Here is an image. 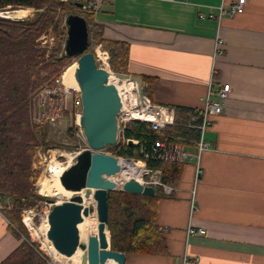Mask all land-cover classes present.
I'll return each mask as SVG.
<instances>
[{
	"label": "crops",
	"instance_id": "1",
	"mask_svg": "<svg viewBox=\"0 0 264 264\" xmlns=\"http://www.w3.org/2000/svg\"><path fill=\"white\" fill-rule=\"evenodd\" d=\"M234 1L112 0L93 17L103 39L128 44L127 71L148 79L144 87L151 80L154 104L201 109L229 84L204 132L201 174L188 162L172 192L155 191L167 254H126L125 264H264V0L220 20L198 16ZM6 218L0 212V262L21 242Z\"/></svg>",
	"mask_w": 264,
	"mask_h": 264
},
{
	"label": "trees",
	"instance_id": "2",
	"mask_svg": "<svg viewBox=\"0 0 264 264\" xmlns=\"http://www.w3.org/2000/svg\"><path fill=\"white\" fill-rule=\"evenodd\" d=\"M73 2L74 0H0V9H42L33 18L0 17V195L12 197L14 208L5 211L4 215L10 221L12 233L21 239L18 246L0 264H47L40 245L29 239L20 218V208L23 205L32 206L38 198L41 199L32 190V160L39 144L29 122L28 103L30 95L41 84L57 78L61 70L70 65L67 55L62 54L57 58L61 53L66 29L63 26V32L59 36L61 27L54 20V15L57 8H73ZM78 14L86 18L89 32L90 26L96 27L92 15ZM87 15L90 16L89 19ZM50 26L58 35V45L52 49L47 59L46 49L38 46L36 38ZM93 39L106 44L110 56L109 67L113 73L130 74L127 71L129 46L126 42L103 39L100 30H95ZM149 82L144 91L150 99L151 80ZM172 108L176 120L180 117L186 120L192 111L180 106ZM175 133L180 136H197V131L185 128H175ZM125 136L139 140V145L162 138L160 132L152 130L147 123L136 120L128 123ZM110 148L125 157L139 155V146H122L119 150L116 146ZM148 164L160 168L162 181L171 186L177 184L184 165L163 161H148ZM160 197V194L143 195L123 190L108 192V212L112 206L115 208V216L109 217L107 226L112 250L126 254H167L164 229L156 221ZM106 235L108 236L107 230Z\"/></svg>",
	"mask_w": 264,
	"mask_h": 264
},
{
	"label": "water",
	"instance_id": "3",
	"mask_svg": "<svg viewBox=\"0 0 264 264\" xmlns=\"http://www.w3.org/2000/svg\"><path fill=\"white\" fill-rule=\"evenodd\" d=\"M64 26L66 36L62 51L69 57L78 55L73 75L81 95L79 125L89 148L78 152L75 162L59 176L63 188L75 194L61 202L47 198L51 207L47 215L46 237L63 255H70L80 248L83 251L80 264H105L108 259L115 264H125L126 253L112 250L106 235L109 222L108 192L116 190V182L103 177L119 172L120 165L116 156L99 150L116 142L117 115L122 106L120 95L108 85L109 73L136 82L140 96L143 80L139 75L113 73L97 65L93 52L88 50L89 31L84 16L68 13L64 17ZM128 144L131 145V140ZM89 188L94 189L98 226L97 236L90 237L84 244L80 242L78 224L92 212V208L82 204L79 192L85 189V193H88ZM121 190L134 194H155L152 186L142 185L134 178L126 180Z\"/></svg>",
	"mask_w": 264,
	"mask_h": 264
},
{
	"label": "built area",
	"instance_id": "4",
	"mask_svg": "<svg viewBox=\"0 0 264 264\" xmlns=\"http://www.w3.org/2000/svg\"><path fill=\"white\" fill-rule=\"evenodd\" d=\"M111 1L112 0H74L72 6L77 13L89 14L95 17V15L101 10L102 6ZM245 2L246 0H235L231 4H220L207 14L199 12L198 16L200 18L220 20L225 14L233 16L242 13ZM77 3L80 5L77 6ZM1 12H7V10L0 9V13ZM5 16L6 15L0 14V17ZM11 19L15 18L11 17ZM37 40L38 42H41V44H44L47 41L43 36H39ZM222 45L223 38L218 33L214 52L218 53L222 48ZM112 75L113 74L109 73L108 83L109 77ZM228 91L229 84H223L217 92L221 101H205V106L201 109L190 111L186 120L181 118L176 120L174 108L152 103L144 92H142L140 96L144 99V105H133L130 107L136 110L137 115V118H130V108H128L127 104L124 105L121 99L122 106L117 115L116 142L112 146H116L117 150L122 146H139V155L136 157H118V161L140 163L139 168L141 172L138 177L140 178L138 182L142 185L152 186L155 191L158 189L163 190L165 193H169L174 190V187L163 182L161 179L162 171L160 168L149 165L148 161L174 162L179 164L196 162V176L198 177L202 172L199 165L200 156L202 152L210 148V143L204 139V132L211 124L209 116L218 115L223 112L225 108L224 102L228 97ZM81 108L82 104L79 88L67 87L63 83L61 74L55 79L54 85L49 86L45 84L35 92L33 101L28 103L29 122L31 127L36 128L46 122L54 123L61 116L67 115L69 116L70 122H74L82 134V129L79 125ZM132 120L147 123L152 130L160 132L162 138L153 140L152 142L149 141L148 143L144 142L141 145H139V140L127 138L125 136V131L128 123ZM175 128L195 130L197 131V136H194L196 138H189L188 136L177 135L175 133ZM129 140H131V145L128 144ZM185 144H194L196 150H187L184 147ZM47 157L46 153L38 152V159L32 162V167L34 169L41 168L47 160ZM58 157L60 156L58 155ZM197 177L195 178L197 179ZM12 204L13 200L11 196L0 195V212L3 213L4 210L10 209ZM43 205L45 210L41 212L39 209H42ZM50 207L51 204L46 200L42 203L39 202L32 207L22 206L20 208L21 221L31 235L33 232H37L38 235L41 234L44 239H46V230L42 229V224L43 216H46L47 219ZM6 220L10 224V221L7 218ZM204 232L205 230L203 228H198L196 230L189 227L187 229L188 235L203 234ZM48 262L49 264H52L53 260Z\"/></svg>",
	"mask_w": 264,
	"mask_h": 264
},
{
	"label": "rangeland",
	"instance_id": "5",
	"mask_svg": "<svg viewBox=\"0 0 264 264\" xmlns=\"http://www.w3.org/2000/svg\"><path fill=\"white\" fill-rule=\"evenodd\" d=\"M61 1L66 2V0H61ZM31 8H33V7H31ZM33 9H35V8H33ZM33 9H28L26 7H15V8L14 7L13 8L12 7H6V9H4V10H7V15H10L9 13L12 14L13 12H17L19 10H25L26 13L23 12V17H21L22 16L21 15L20 18H18V19H21V18L27 19V18H33L37 11L42 10V9H35V10H33ZM72 12L77 13V12L73 11V8L71 6L69 8H65V9L61 8V7L56 9L55 15H54V20L56 22H59V28L61 27V30L59 32V36L63 32L65 15L68 13H72ZM86 17L88 19L90 18L89 15H87ZM95 30H99V29L95 26H90L88 50L93 52V54L95 56V61H96L98 66L104 67L108 71L112 72V70H110V67H109L110 56H109V51L107 49L106 44L102 43V42H97L93 39V35L95 33ZM39 36H43V38L46 39L47 41L44 44H41V42H38V40H37V38ZM39 36L36 38V42L39 43L38 44L39 47L46 49V53L48 54V55H46V58L48 59L50 57L49 55L52 53V49L54 47H56V45H58V35L55 33L54 28L52 26H50L45 31H43ZM62 54H64V53L62 51V46H61V53L57 55V58H60V55H62ZM77 57H78V55L73 56V57H69L70 65L69 64L68 65L71 66L73 64H76ZM68 65L65 66L56 77H59L61 74L63 76L65 70L69 67ZM42 76H44V73H42ZM112 76H110V78H109L110 85L111 84L114 85L115 83L119 84V86L124 85V83L122 82V80H124V79H120V78L116 77L115 75H112ZM55 79L56 78H52L50 80L45 81L43 84H41L38 87L37 90H39L41 88V86H43L45 84L49 85V86L54 85ZM142 86H143L142 92L145 93L146 91H144V89H145L144 85H142ZM68 87L76 88L74 86H68ZM35 92L32 95H30L29 102L33 101ZM132 95H133V93H131V92L122 94V101L127 103L128 108L133 106L132 104H129L131 101ZM146 96H147V94H146ZM140 101L141 102L143 101L142 98H140ZM130 109H132V108H130ZM31 129L34 132L33 134H34V136H35V138L39 144L38 147L36 148L35 152H34L32 162L34 160L38 159V152L46 153L48 156L47 160L44 162V164L41 168L34 169L33 167H31L32 180H33L32 190L37 195H39L41 197V199L38 198V200L36 201V203L34 205L38 204L39 202L42 203L43 201H46V199H44V198H52V199H54L55 202H61L63 200L69 199L72 196V193H62V194L57 195V194L53 193L51 191V189L48 187V186H50V184L53 183L52 174H51L52 170L51 169L54 166L57 168H63L65 166L68 167L70 164L75 162L76 156H74V155H77L78 152L82 151L85 148H89V146L87 145V143L85 141V137H84L83 133L82 134L80 133V131L78 130V128L74 124V122H72V123L70 122L69 116H67V115L61 116L54 123L46 122L44 124L39 125L36 128L31 127ZM111 146L112 145H106L103 148H101L99 151L103 152V153L112 154V155L116 156L117 158L122 157L121 155H119L116 152V150L111 149L110 148ZM58 155L60 157H58ZM139 180H140V178H139ZM122 185L123 184L120 183V185H118L116 187V190H114V191H120L122 189ZM114 191H111V192L114 193ZM82 193H83L84 204L94 208L93 216L89 217L87 219L89 220V222L92 221V224L94 227V233H95V236H97L98 220H97V211H96V201L92 197V195H90L89 197H85L84 191ZM34 205H32V206H34ZM23 206H29V205H23ZM32 206H29V207H32ZM13 208H14V206L12 204L11 208L4 210L3 213H5V211L13 210ZM39 210L41 212L43 210H45L44 205L42 206V209L40 208ZM108 214H109V217L115 216L114 206L111 207V210H110V212H108ZM20 218H21V215H20ZM25 229H26V227H25ZM79 230H80V234L82 233V235H84V236H86V234L90 233L86 228L81 229V227H79ZM106 230L108 232V241L110 242V234H109L108 227L106 228ZM26 231H27V235H28L29 239L32 242H37L40 245V248H41L42 252L44 253L45 262L47 264H49L48 261H50V260H53L52 264H56V263H59V264H80V259H78V258L82 254V251H80V254H78V255H74V254L73 255L72 254L63 255L60 252H56L55 249H53L50 252L47 250V248H45L46 247V242H45L46 239H44V237L41 234L38 235L37 232H33L31 235V233L27 229H26ZM22 237L25 238L24 236H22ZM76 256H77V258H76ZM112 263L114 264L113 261H112Z\"/></svg>",
	"mask_w": 264,
	"mask_h": 264
},
{
	"label": "bare ground",
	"instance_id": "6",
	"mask_svg": "<svg viewBox=\"0 0 264 264\" xmlns=\"http://www.w3.org/2000/svg\"><path fill=\"white\" fill-rule=\"evenodd\" d=\"M23 12H25V10H19L17 12H13L12 14L9 13L10 15H7V12H1L0 14H3V15H6V16H11V17H15V18H19L21 15L23 16ZM26 13V12H25ZM77 67V63L76 64H73L71 66H69L63 76H62V80H63V83L68 86H74V87H78L75 79H74V71H75V68ZM110 78V77H109ZM120 79H124L122 80V82L124 83L123 86H119V84L115 83L114 85L111 84L110 85V81H109V86L113 89H115L118 94L120 95V98L122 99V94L123 93H133L132 97H131V101L129 104H132V105H136V106H141V105H144V99L142 98V102L140 101V92L138 90V87H137V84L136 82L130 80L129 78H120ZM128 81V82H127ZM123 102V101H122ZM123 104H127L125 102H123ZM138 112V111H137ZM129 117L130 118H137V115H136V110L134 108L130 109L129 110ZM119 162V165H120V170L119 172H117L116 174H113V175H110V176H106V175H103L104 178H109V179H112L116 182V187L118 185H120V183H124L126 180L130 179V178H134L136 179L137 181H139V174L141 172L139 166H140V163H132L130 161H124L122 162L121 160L118 161ZM67 167H63V168H57V167H53L51 170V174H52V180H53V183L50 184V186H48L51 191L55 194H62V193H72L75 194L74 192L72 191H68V190H65L63 188V186L61 185L60 181H59V176L62 174V172L66 169ZM118 184V185H117ZM84 191V194H85V197H89L90 195H92L93 197V192H94V189L93 188H89L88 189V193H85V189H82L79 194L82 196V204L86 207H90V206H87L84 204V200H83V192ZM94 198V197H93ZM96 201V200H95ZM92 208V212L87 215V216H84L82 221L78 224V229L79 227L82 228H86L90 233L89 234H86V236L82 235V233L80 234V230H79V236H80V242L81 243H84V244H87V241L90 237H93L95 236V233H94V227H93V224H92V221L89 222V220L87 218L89 217H92L93 214H94V208L93 207H90ZM96 211H97V208H96ZM48 228V222H47V219H46V216H43V224H42V229L43 230H47ZM82 231V230H81ZM46 247L48 251H52L53 249H55L50 240L46 237ZM56 252H58L56 249H55ZM54 251V252H55ZM80 251H82L80 248H78L74 253H72V255H78L80 254ZM83 252V251H82ZM81 256V255H80ZM79 257V256H78ZM77 258V256H76ZM80 259V257L78 258ZM112 259H108L106 261L105 264H113L112 263ZM114 262V261H113ZM115 264V262H114Z\"/></svg>",
	"mask_w": 264,
	"mask_h": 264
}]
</instances>
